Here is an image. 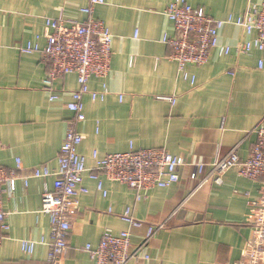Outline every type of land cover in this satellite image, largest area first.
Here are the masks:
<instances>
[{"label": "crops", "instance_id": "1", "mask_svg": "<svg viewBox=\"0 0 264 264\" xmlns=\"http://www.w3.org/2000/svg\"><path fill=\"white\" fill-rule=\"evenodd\" d=\"M88 1L0 0V164L18 177H28L26 187L18 179L15 191L3 195L9 231L0 243V264H48L46 244L38 243L31 254L20 247L23 239L49 240V219L39 209L44 186L51 187L54 177H32L31 172L36 167L57 168L73 116L66 104L78 88L74 74L64 75L54 81L58 97L50 100L42 85V56L23 53L20 47L45 44L46 18L84 21L81 8ZM170 1L104 0L94 7V17L112 34V57L107 77L91 78L89 87L100 91L105 83L109 93L102 101L83 97L85 119L76 129L84 136L78 152L87 167L80 187L87 192L78 194L69 216L68 247L60 264H93L84 247H95L105 229L128 230L134 250L147 224H162L140 256L127 264H232L241 259L251 237L247 201L258 193V183L230 169L219 185L210 182L196 188L195 167L205 164L207 169L236 145L240 159L248 156L252 130L264 126L259 54L221 55L215 49L205 64L188 65L189 77L184 78L169 58L171 48L161 40L164 34L176 33L164 14ZM187 1L213 18L239 14L250 2ZM245 38L233 25L219 31L220 44ZM130 148H162L177 156L179 180L167 188H151L137 199L127 185L98 172L104 195L89 177L95 170L93 151L103 157ZM127 208L144 222L141 227H130L122 219Z\"/></svg>", "mask_w": 264, "mask_h": 264}, {"label": "built area", "instance_id": "2", "mask_svg": "<svg viewBox=\"0 0 264 264\" xmlns=\"http://www.w3.org/2000/svg\"><path fill=\"white\" fill-rule=\"evenodd\" d=\"M104 4V0H89L81 8L86 15L82 22L67 20L62 16L46 18L45 44L28 42L20 47L23 53L36 52L42 56L46 73L42 80L43 88L49 92V99L58 97L54 91V81L64 75L74 74L78 88L71 93V100L66 104L73 116L66 125L63 141L57 157V168L50 171L45 167L32 170V177L47 178L53 176L51 187L44 186L39 213L48 216L50 232L49 240H20L21 250L31 254L38 243L47 245V263L60 264L68 247L70 231L69 216L78 204V194L87 192L80 187L83 175L87 171L85 158L78 152V146L84 136L76 129V124L85 119L83 97L89 95L92 100H104L109 90L103 83L100 91L91 90V78L104 80L110 70L112 57V34L105 24L94 17V7ZM164 14L173 23L176 33L164 34L162 42L171 48L169 58L176 62L178 72L188 78V65H203L207 62L211 51L217 49L219 54L251 55L259 54L256 66L264 70V0L250 2L239 14H228L224 18L208 16L203 7L192 6L187 0L168 2ZM225 25L241 28L245 39H238L232 45L219 43V31ZM191 80L194 77L191 76ZM122 96H119L121 99ZM173 102L174 99L170 98ZM254 142L245 159H240L237 145L225 156L216 158L207 166L197 164L195 177L198 178L196 188L213 182L219 185L222 176L234 169L239 176L258 183L255 196L248 197V221L251 237L240 260L232 264H264V126L258 124L252 130ZM95 167L89 177L96 182L97 190H103L102 180L98 172L110 181L127 185L135 191L136 198L151 188H167L179 180L178 168L181 160L162 148H130L125 152H116L99 157L93 151ZM19 168V160L16 161ZM205 174L200 176L202 173ZM200 176V177H199ZM23 186L28 184V177H18L14 170H7L0 164V243L9 231L7 223L8 211L4 209L3 195H11L16 189L17 180ZM122 219L130 227H141L144 222L135 219L127 208ZM162 227L146 225V234L142 242L131 249L130 232L128 230L113 231L105 229L94 247L86 244L87 252L93 264H127L131 258L140 256L147 240ZM147 257V256H145Z\"/></svg>", "mask_w": 264, "mask_h": 264}]
</instances>
